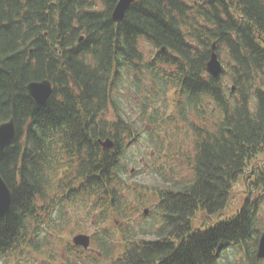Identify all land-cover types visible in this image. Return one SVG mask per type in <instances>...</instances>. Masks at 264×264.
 <instances>
[{"label": "trees", "instance_id": "16d2710c", "mask_svg": "<svg viewBox=\"0 0 264 264\" xmlns=\"http://www.w3.org/2000/svg\"><path fill=\"white\" fill-rule=\"evenodd\" d=\"M115 3L0 0V124L16 129L0 264H261L264 0H135L118 24ZM43 79L53 94L37 105L26 86ZM140 140L163 162L135 190ZM84 218L99 257L70 242Z\"/></svg>", "mask_w": 264, "mask_h": 264}, {"label": "water", "instance_id": "95a60500", "mask_svg": "<svg viewBox=\"0 0 264 264\" xmlns=\"http://www.w3.org/2000/svg\"><path fill=\"white\" fill-rule=\"evenodd\" d=\"M134 1L135 0H117L116 5L111 12V19L115 23L121 22L125 16V12ZM206 71L214 78L218 77L222 71L221 63L215 53V43H213L211 47V55L206 63ZM26 90L28 96L38 105L46 103L53 92L52 84L47 79L28 83ZM15 134L16 129L13 119H9L8 121L0 124V158L2 157L6 147L13 142ZM98 142L104 150H109L114 147L113 141L109 138H106L105 140H98ZM11 200L12 192L0 176V218L8 215ZM89 240V236L85 234H77L72 238L74 245L82 246L83 248H87L89 246ZM257 258L264 260V230L259 238Z\"/></svg>", "mask_w": 264, "mask_h": 264}, {"label": "rangeland", "instance_id": "374dc122", "mask_svg": "<svg viewBox=\"0 0 264 264\" xmlns=\"http://www.w3.org/2000/svg\"><path fill=\"white\" fill-rule=\"evenodd\" d=\"M219 59L222 62V57H220ZM129 96H130V94H128L127 97L125 94V95H121V98H123L125 101H127L126 99H128ZM139 104H140V98H135V99L133 98L132 100H130V102L125 103V105L127 106V109H126L127 113H131V114L134 113L136 110V106H138ZM140 127L143 128V124H141ZM141 136H142L141 138L143 140L144 134L141 133ZM142 140L136 141L134 143L136 146L132 150V152L130 153L131 159H135V162H136L135 165H133V166L130 165V168L132 169L131 174H130V184H132L131 187H133L135 190L140 186L151 185V184L158 182L160 179L157 176V174L154 173L150 169V167H151L150 165H151V163L152 164H160L161 162H163L162 159L161 160L158 159L157 154H155L154 152H153L154 154L152 153L153 149H151L150 147H147V146L144 147V145H142V142H144ZM188 145H189V141H185L184 146L188 147ZM136 149H140V150L137 151ZM160 154H161V156L167 155L166 152H163ZM242 190H243V188L240 185V183H237L234 187V191H235L234 196L237 200V203H239L240 195H242L241 194ZM236 200H235V203H236ZM145 208L149 209V207H145ZM142 211H143V209L142 210L140 209V211L138 213H136L135 215L132 216L133 223H134V220L136 221V223H139L142 221L141 220ZM79 214H80V211H79ZM80 216H82V214ZM74 227H75V229L71 230V235L69 236L70 239H72V237L78 233L88 234V235H90V237L92 236V234L94 232L97 233V224H95L93 222V220H90V219L84 218L83 220H81L79 225H77V226L75 225ZM88 252L94 253L92 251H88ZM54 264H64V263L57 260V262H55Z\"/></svg>", "mask_w": 264, "mask_h": 264}]
</instances>
